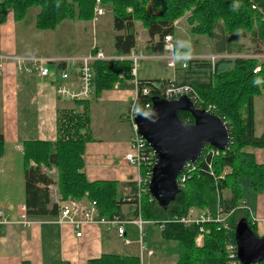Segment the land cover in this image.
<instances>
[{
    "label": "trees",
    "instance_id": "obj_1",
    "mask_svg": "<svg viewBox=\"0 0 264 264\" xmlns=\"http://www.w3.org/2000/svg\"><path fill=\"white\" fill-rule=\"evenodd\" d=\"M110 5L113 15L114 48L117 55L129 54L137 45V21L148 30L151 41L158 37L157 51H164V37L175 32L174 22L190 11L188 22L194 25L192 31L200 35L215 36L218 23H223L225 31L234 42L247 35L255 52L264 51V0H101ZM41 11L36 18L39 30H54L67 18L90 21L94 18L96 0H0V24L6 22L9 9L14 10L15 19H23L27 11L34 7ZM260 65L257 73L254 69ZM189 72L199 73L183 83L192 85L200 94L202 102L198 107L213 106L211 112L219 115L230 129L229 148L212 158L214 176L207 164L196 172L181 188L175 202L167 207L143 195L139 201L137 187L133 183V197L130 203L137 205L133 216L144 221L163 220L168 217L183 216L192 206L208 208L216 212L223 207L225 212L234 210L229 218L235 226L239 219L247 218L257 234L247 208L243 207L239 180L247 178L255 193L264 190V164L259 163L248 147H264V136L255 135L254 98L264 93V60L257 58H235L219 60L214 65L207 60H190ZM132 63L129 60L98 61L94 63L95 92L111 89L120 74L123 79H133ZM162 80H141L152 84ZM147 100V98H143ZM79 102V101H77ZM85 102V101H84ZM179 117L189 123L194 122L189 112H179ZM92 140L89 106L81 112L60 110L57 117V139L51 141H28L24 144L26 205L33 217L54 218L61 211V205L51 200L50 185L55 181L51 174L43 170L55 168L58 173L57 185L64 202L69 198L96 201L101 216L125 218L122 205L125 198H118L117 182L89 181L83 172L84 150ZM4 151V137L0 134V158ZM35 164L31 165V162ZM223 178H219L220 176ZM231 191V196L223 197V191ZM133 219V218H132ZM209 233L205 235L203 247H198L195 238L199 233L197 225L186 226L180 222H169L160 231L166 241H177L180 254L176 264H228L225 252L226 242H237L235 229L219 228L218 224L205 225ZM259 236V235H258ZM22 264H30L25 261ZM87 264H140L137 256L104 254ZM264 264V260L257 263Z\"/></svg>",
    "mask_w": 264,
    "mask_h": 264
},
{
    "label": "crops",
    "instance_id": "obj_2",
    "mask_svg": "<svg viewBox=\"0 0 264 264\" xmlns=\"http://www.w3.org/2000/svg\"><path fill=\"white\" fill-rule=\"evenodd\" d=\"M32 8L28 10L24 19L19 21L15 19L14 10H8L6 22L0 24V52L21 58H74L87 55L93 47H96L108 56H118L115 52L114 41L111 52L107 53L98 45L99 37H95L98 36L95 29L100 20L98 17L105 16L107 12L97 16L94 9L92 21L67 18L54 30H39L36 27V18L41 9L34 14L32 19L33 14L30 12ZM112 21L113 15H111ZM89 22L92 23L95 36L91 47L85 53H60L54 49L55 45L47 44L45 40L47 38L54 40L55 36L56 38L67 36L68 38V35H71L78 41L79 37H83L85 25ZM19 24L23 29L19 28ZM136 27L138 29L137 45L132 52L142 53L146 56L142 61L151 63L152 66L167 67L166 61L161 57L164 51L159 52L155 47L158 37L151 41L148 30L142 24L140 28L137 24ZM142 27L146 29V32L142 31ZM113 31L114 40L117 33L114 30V24ZM178 33V31L174 32L175 40L179 39ZM141 36L142 41L139 40ZM192 37L193 35H190V38L185 35L184 39L191 41V56L199 57V59L191 58L190 60H209V56L215 55L220 57L219 60H229L235 55L241 58H255L254 54L264 53V51L243 53V47L239 45L242 40L234 42L232 37L226 33L223 23L216 25L215 36L210 39L211 44L206 41L198 43L197 39ZM234 47L238 48V53L224 54L230 53ZM200 57L205 59H200ZM209 62L213 65L216 63ZM49 67L52 69V75L41 76L37 71H20L17 61L12 60L4 65L3 70H0V134L4 137V151L0 158V208L6 210L10 219L14 221L7 226H0V264H22L25 261L30 264H87L90 260L98 259L104 254L137 256L126 253L131 251L130 245L133 244L132 240L130 244H126L127 238L123 246L128 249L125 251L122 248L118 249L114 243L116 234L109 229V225L85 224L82 227L81 237H78L76 235L78 229L72 224L58 222L57 217H33L28 214L33 221L32 224L28 226L18 222L22 206L27 207L24 177L25 142L56 141L58 111L67 109L81 112L85 104L89 106L92 129V140L86 143L83 155V172L86 178L89 181L117 182L118 198H125L124 201H126L122 205L124 219H132L137 207L135 203L130 202L134 199L133 183L138 179L141 171L124 159L129 151V140L133 131L131 123L125 117L136 96L135 79H154L141 78L138 71L133 79H124L129 82L127 86L122 83V79L118 82L117 88L113 86L99 93L94 92L91 99L77 102L63 99L57 94L56 86L62 81L59 76L60 67L56 64H50ZM70 73L74 79L77 77L74 69L70 68ZM198 75V72H189L187 67L182 68L178 63L177 68L172 69L165 80L175 79L178 82H186L190 76L195 78ZM254 111L255 135L260 138L264 136V93L254 98ZM246 151L253 153L256 160L264 164V147H248ZM33 164L35 162H31V165ZM43 170L49 174L57 172L55 168L51 170L45 166ZM57 177L58 173L54 178L55 183L49 187L51 200L58 204L66 203L59 192ZM19 178L22 180H15ZM126 191L129 192L126 193ZM86 196L77 200L87 202L89 199ZM125 204L128 207L127 210H124ZM242 204L249 211L256 228L259 223L264 225V190L260 193L254 192L251 199L242 201ZM126 234L125 229V234L120 236L118 233V237L124 238ZM146 234L148 236L149 232ZM152 239L153 237L150 242ZM154 254L153 251V254H147V256L151 258ZM139 259L140 264H145V261L143 263L141 260V254ZM176 261L171 264H176Z\"/></svg>",
    "mask_w": 264,
    "mask_h": 264
},
{
    "label": "built area",
    "instance_id": "obj_3",
    "mask_svg": "<svg viewBox=\"0 0 264 264\" xmlns=\"http://www.w3.org/2000/svg\"><path fill=\"white\" fill-rule=\"evenodd\" d=\"M105 9L101 4V0H96L95 14L97 16L104 15ZM175 38L173 34H168L164 37V57L166 65L168 68L175 69L178 63L174 62L172 56V50L175 46ZM161 56V57H162ZM146 56L142 53L131 52L130 54H123L118 56H108L101 49L93 47L91 52L87 55L74 58H21L0 52V70L4 69V65L9 61L16 60L18 64V69L25 72L37 71L41 76H51L52 69L49 67L50 64H56L60 67L59 76L61 78V83L56 86L57 94L66 100L72 101H84L89 100L95 92V70L94 63L98 61H111V60H129L132 63L131 74L136 77L138 74L137 67L139 66L141 60ZM162 57V58H163ZM256 58V57H255ZM213 63L216 62L215 59L219 60V56H211ZM188 61L185 64H181L182 68L188 66ZM70 68L75 70V75L77 77L74 79L70 73ZM261 70V66L258 65L254 72L257 73ZM73 81H72V79ZM141 80L135 79L136 84V96L131 103V106L126 113V119L131 123L132 135L129 140V151L125 155V161L139 168L146 169L145 176L139 175L138 179L135 180V185L138 189L137 198L140 201L143 195H150V200L153 201L154 198L150 194L148 185L152 177V170L156 162V156L153 148L150 146L148 141L139 133L137 124L135 123V118L144 110H150L152 108V96H160L166 99H177L181 96H188L192 102L200 104L202 101L197 90L190 84H178L175 79L162 80L157 82H152V84L140 83ZM118 87V82L114 85ZM147 98V100H143ZM198 107V106H197ZM139 109L137 111L136 109ZM202 108V107H199ZM209 111L212 107L209 106L205 108ZM222 151L206 145L203 153L196 162H188L183 169V171L178 176V183L180 188H183L187 181L192 177L193 174L201 171L202 163L207 164L208 172L211 176L215 177L212 158L220 155ZM220 176L219 178H223ZM61 211L57 216L58 222L72 224L77 231V236L81 237L82 227L85 224H104L113 227H117L120 236L125 234V224L133 223L138 226L140 231V254L141 260H144V254L147 251L148 255L153 254V251L147 249L143 242V226L145 224H152L156 226L159 230H163L165 225L169 222H180L183 225H197L199 227V233L195 238V243L198 247H203L205 242V235L209 233V229L206 228V224L214 223L218 224L219 228H224L225 230L232 231L235 226L231 223L229 218L233 214L234 210L225 212L223 207H219L216 212L211 211L208 208H199L197 206H192L187 214L183 216H173L168 217L163 220L155 221H144L141 216L133 219H124L119 216H113L112 218L101 216L99 214V209L96 201L89 200L84 202L82 200L70 198L66 203H61ZM14 222L10 219L9 214L6 210L0 208V226H7ZM20 224L30 225L33 221L28 215V209L26 206H22L20 219L18 220ZM126 244H130L129 239L125 240ZM226 257L228 264H242L239 259L238 254V243L237 242H226L225 245Z\"/></svg>",
    "mask_w": 264,
    "mask_h": 264
},
{
    "label": "water",
    "instance_id": "obj_4",
    "mask_svg": "<svg viewBox=\"0 0 264 264\" xmlns=\"http://www.w3.org/2000/svg\"><path fill=\"white\" fill-rule=\"evenodd\" d=\"M152 108L136 118L139 133L153 148L156 162L148 185L150 194L161 206L175 202L181 188L178 176L188 162H196L206 145L221 151L229 148L230 129L217 114L199 108L186 95L177 99L152 96ZM189 112L194 122L179 117ZM147 115H143V113ZM238 254L242 264H257L264 260V238L256 235L247 218L235 225Z\"/></svg>",
    "mask_w": 264,
    "mask_h": 264
},
{
    "label": "rangeland",
    "instance_id": "obj_5",
    "mask_svg": "<svg viewBox=\"0 0 264 264\" xmlns=\"http://www.w3.org/2000/svg\"><path fill=\"white\" fill-rule=\"evenodd\" d=\"M102 4V2H101ZM103 8L105 9L104 13L107 12V14L103 17H98L100 20H98L95 29L97 30V34L98 36H95L93 33V27H92V23H87L86 29L84 31V35L83 37H79L78 41L76 39H74L73 36L68 35L64 37V38H56L55 39H45L47 44H52L55 45V50L59 51L60 53H66V54H72V53H85L88 51V49L91 47L92 41L94 36L97 38L99 37L100 42H99V46L104 48L105 51H107V53L111 52V49L113 48V36L112 34H114L113 31V21L111 22V7L110 5H103ZM40 9V7L34 6L31 9V15L32 19L35 13H37V11ZM28 13V11H27ZM190 15V11L186 12L185 15L179 17L178 19L175 20L174 22V28H175V32L178 31V38L179 39H184L185 35H187V37L190 35H193L192 38H196L197 42L199 43L200 41H206L208 42V44H211L212 40L210 41V39H212L211 37L207 36V35H200L197 33H194L192 31V29L194 28V25H191L188 22V16ZM24 19V18H23ZM75 19L78 20L77 17H75ZM94 19V18H93ZM22 20V19H21ZM92 21V20H90ZM138 23H136L138 25V27L140 28L142 22L141 21H137ZM19 28L23 29L22 25L19 24ZM142 31L146 32V29H144L142 27ZM186 34H183V33ZM193 33V34H192ZM182 34V36H181ZM174 36V33H173ZM37 38V36H35ZM175 38V36H174ZM140 41H142V36L139 38ZM176 42V40H174ZM194 41V40H193ZM194 43V42H193ZM239 45H242L243 47V53H252L253 51H255V49L253 48L251 41H250V37L249 35H247L242 42H239ZM199 47V46H197ZM238 48L234 47V49L232 51H230V53H224V54H233L235 55V53L237 52ZM209 52V51H208ZM211 52V51H210ZM261 52V51H260ZM263 52V51H262ZM212 53H215V51H212ZM238 55L235 56H231L233 57L232 59L235 58H241V57H237ZM163 57V56H162ZM211 56H209L208 58H210ZM254 57H256L257 59L264 60V53H260L259 54H254ZM193 59H196L199 57H192ZM190 58V59H191ZM230 58V57H229ZM164 59V57L162 58ZM189 59V60H190ZM200 59H205L203 57H200ZM220 59V57H219ZM165 60V59H164ZM216 62L218 59H215ZM207 61H213L212 59H209ZM189 62V61H188ZM181 65V64H180ZM137 70L140 73V77L141 78H152V79H157V80H165L167 79V77H169L170 72L172 69H169L168 67L165 66H152L151 63H147L145 61L140 62L139 66L137 67ZM160 77V78H159ZM171 77V76H170ZM120 78L121 80L124 78V74L121 73L120 74ZM120 80V81H121ZM119 82V81H117ZM116 82V83H117ZM125 86L128 85V80H124L123 82ZM178 84H187V83H183V82H178ZM115 85V84H114ZM198 92V91H197ZM96 93V92H95ZM199 93V92H198ZM200 95V94H199ZM202 101V100H201ZM211 106V105H210ZM213 107V106H211ZM125 124H128L126 121H124ZM130 126V125H129ZM123 127V126H122ZM33 162V161H32ZM138 168V167H137ZM56 171V170H54ZM21 173V171H20ZM146 173V169L142 168L141 169V174L143 176H145ZM54 174V175H53ZM56 173H52V177L53 179L56 178ZM222 176V175H221ZM15 180H22V178L19 179H15ZM240 183V187H241V194H242V201H245L248 199H251V195H253L254 191L252 190L251 186H250V180L247 178H242L241 180H239ZM117 188H118V184H117ZM129 191H126V193H128ZM231 196V191L225 190L223 191V197H229ZM127 205H124V210H127ZM131 208V207H130ZM135 216H132V218H134ZM110 227L109 229L113 230L116 234V240L114 241V243L117 245L118 249H128L126 247L123 246L124 244V240L125 238L132 240L133 244L130 245V250L126 252L127 254H133V255H137V257L139 258L140 255V244L138 243V240L140 238V231L137 225L133 224V223H126L125 224V229L127 231V234L124 236V238H119L118 237V229L117 227H113V226H108ZM143 231H144V243L146 245L147 249H152L155 254L153 255V257H148L147 256V251L145 253V259L143 260V263L145 261V264H171L173 261H176L178 259V256L180 254V246L178 244L177 241H166L164 240L161 235L159 236V229L152 225V224H145L143 226ZM257 234L264 238V225L262 223H259L257 228H256ZM146 232H149V235L147 236ZM151 237H153L152 242H150ZM150 243V244H148ZM117 252V251H115ZM119 252V251H118ZM142 264V263H141Z\"/></svg>",
    "mask_w": 264,
    "mask_h": 264
},
{
    "label": "clouds",
    "instance_id": "obj_6",
    "mask_svg": "<svg viewBox=\"0 0 264 264\" xmlns=\"http://www.w3.org/2000/svg\"><path fill=\"white\" fill-rule=\"evenodd\" d=\"M173 60L176 63L185 64L191 58V41L189 39H177L172 50ZM139 111V109H136ZM147 115V113H143Z\"/></svg>",
    "mask_w": 264,
    "mask_h": 264
}]
</instances>
